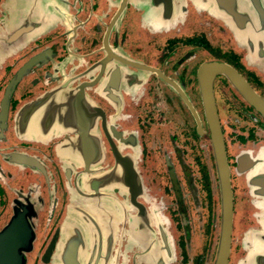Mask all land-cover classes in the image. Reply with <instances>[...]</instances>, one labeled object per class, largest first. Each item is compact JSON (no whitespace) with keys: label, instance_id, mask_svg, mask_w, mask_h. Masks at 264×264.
Here are the masks:
<instances>
[{"label":"flooded vegetation","instance_id":"af4514ba","mask_svg":"<svg viewBox=\"0 0 264 264\" xmlns=\"http://www.w3.org/2000/svg\"><path fill=\"white\" fill-rule=\"evenodd\" d=\"M31 2L0 0V37L16 9L26 15ZM61 2L65 21L0 52V112L6 94L8 108L0 118V232L10 228L26 238L25 247L18 246L22 264H42L59 236L71 197L57 162L64 135L23 136L16 116L25 104L66 84L83 88L104 114L98 119L104 164L114 163L111 142L122 154L138 150L144 190L137 204L129 198L111 264H212L220 197L198 69L223 62L264 100L261 28L247 23L238 37L205 4L192 0H170L169 13L165 0ZM212 86L233 191L231 264L236 239L260 228L262 199L251 194L247 178L264 154V116L223 75ZM18 155L33 166L14 164ZM197 177L213 203L209 209L198 199ZM201 209L211 213L206 224ZM199 235L205 241L193 256ZM246 253L238 246L237 262Z\"/></svg>","mask_w":264,"mask_h":264},{"label":"water","instance_id":"95a60500","mask_svg":"<svg viewBox=\"0 0 264 264\" xmlns=\"http://www.w3.org/2000/svg\"><path fill=\"white\" fill-rule=\"evenodd\" d=\"M166 1L164 6L169 13L170 0ZM192 1L205 4L238 37L247 23L249 27L256 24L264 36L263 0ZM63 6L61 0H33L26 15L20 12L24 8L17 7L10 22L8 20L10 28L1 34L0 52H8L10 44L32 39L41 35L44 28L47 30L56 22L65 21L67 12ZM217 74L223 75L237 93L247 96L263 116L264 100L250 92L239 73L223 62L210 61L198 69L220 197L218 238L212 264H228L234 205L230 171L213 94L212 84ZM7 109L6 94L0 112L2 120L7 115ZM100 114L104 120L101 109L84 94L83 88H70L62 84L50 89L38 100L25 104L16 116V130L23 136L47 138L49 135H64V142L56 148L57 162L68 179L71 197L59 236L49 244L41 258L42 264H111L117 225L126 215L129 198L135 205L137 198L143 194L136 148H132L133 154H122L111 142L114 163L104 164L105 152L98 128ZM103 129L106 132L104 123ZM12 158L14 164L33 166L21 155ZM260 158L247 178L251 194L262 199L259 206L260 228L245 237L250 249L239 264H264V154ZM72 177L73 186L70 183ZM25 240L14 229L0 232V264H22L23 253L18 246L25 247Z\"/></svg>","mask_w":264,"mask_h":264},{"label":"rangeland","instance_id":"374dc122","mask_svg":"<svg viewBox=\"0 0 264 264\" xmlns=\"http://www.w3.org/2000/svg\"><path fill=\"white\" fill-rule=\"evenodd\" d=\"M196 185L198 186V189H199V195H198V199H200V201L202 202V203H205V202H207V206H208V209L211 207V206H213V203H212V201L211 200H209V199H207V197L205 198L204 196V192H203V189H201V188H203V184L201 183V181L199 180V178L197 177V179H196ZM197 192H198V190H197ZM191 206H194V205H191ZM203 206H205V205H203ZM220 207V206H219ZM205 208V207H204ZM200 211H203L202 209L200 210ZM208 213L209 214H211L209 211H207V210H204L203 212H202V214H203V222H205V224L207 223V219H208ZM218 213H219V209H218ZM219 215V214H218ZM197 218H198V216H196V223H197ZM209 223V222H208ZM210 225H211V223H210ZM195 229H196V231H197V233H199V228L196 226L195 227ZM202 233H203V231H202ZM203 235H204V233H203ZM203 235H199V245L195 248V250H194V252H193V256H197V255H199L200 254V252L202 251V246H203V244H204V241H205V237L203 236ZM242 236L240 235L237 239H236V241H235V243H234V245L236 246V248H234V253H235V255H234V257L232 258V261H231V264H238V263H240L241 262V259H240V261H238L237 262V260H238V255H237V248H238V246H239V248H242V249H244V250H248L249 249V246H248V244L246 243V239H245V237H246V235L243 237V239L241 238ZM218 238V230H217V237H216V239ZM207 244V243H206ZM217 244V240H216V242H215V245ZM244 254H245V252H244ZM246 255H247V253H246ZM245 255V256H246ZM244 256V255H243ZM211 258H212V255H210V256H208V259L206 260V262L208 263L209 261H211ZM245 258V257H244ZM243 258V259H244ZM235 262V263H234Z\"/></svg>","mask_w":264,"mask_h":264}]
</instances>
